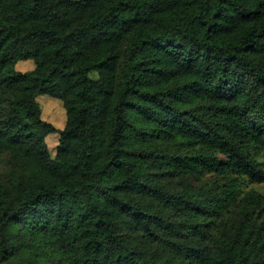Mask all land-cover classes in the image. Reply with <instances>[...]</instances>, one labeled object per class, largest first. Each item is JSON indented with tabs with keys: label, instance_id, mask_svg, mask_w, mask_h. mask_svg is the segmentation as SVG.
<instances>
[{
	"label": "trees",
	"instance_id": "16d2710c",
	"mask_svg": "<svg viewBox=\"0 0 264 264\" xmlns=\"http://www.w3.org/2000/svg\"><path fill=\"white\" fill-rule=\"evenodd\" d=\"M0 264H264V0H0Z\"/></svg>",
	"mask_w": 264,
	"mask_h": 264
},
{
	"label": "rangeland",
	"instance_id": "374dc122",
	"mask_svg": "<svg viewBox=\"0 0 264 264\" xmlns=\"http://www.w3.org/2000/svg\"><path fill=\"white\" fill-rule=\"evenodd\" d=\"M33 68L34 64L32 60L21 61L15 65V69L19 72L31 71ZM91 77L94 78L95 74L92 73ZM36 100L41 110L42 120L51 124L58 130L63 129L65 126V112L62 103L59 100L50 98L48 96H38ZM45 141L51 156H53L58 143V134L48 135ZM255 188L260 189L261 187L255 186Z\"/></svg>",
	"mask_w": 264,
	"mask_h": 264
}]
</instances>
